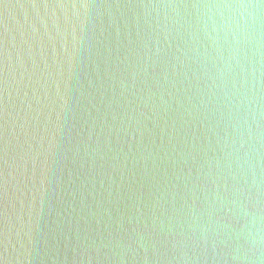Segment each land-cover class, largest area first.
<instances>
[{
	"label": "water",
	"instance_id": "obj_1",
	"mask_svg": "<svg viewBox=\"0 0 264 264\" xmlns=\"http://www.w3.org/2000/svg\"><path fill=\"white\" fill-rule=\"evenodd\" d=\"M0 264H264V0H0Z\"/></svg>",
	"mask_w": 264,
	"mask_h": 264
}]
</instances>
